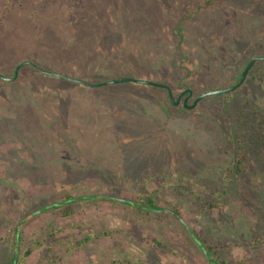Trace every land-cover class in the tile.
Instances as JSON below:
<instances>
[{
	"label": "rangeland",
	"instance_id": "rangeland-1",
	"mask_svg": "<svg viewBox=\"0 0 264 264\" xmlns=\"http://www.w3.org/2000/svg\"><path fill=\"white\" fill-rule=\"evenodd\" d=\"M205 1L0 0V73L230 87L264 55V0ZM167 93L0 77V264H215L208 244L264 264V150L241 172L235 141L264 116V60L192 108ZM141 197L158 210L121 201Z\"/></svg>",
	"mask_w": 264,
	"mask_h": 264
},
{
	"label": "trees",
	"instance_id": "trees-1",
	"mask_svg": "<svg viewBox=\"0 0 264 264\" xmlns=\"http://www.w3.org/2000/svg\"><path fill=\"white\" fill-rule=\"evenodd\" d=\"M213 2H214V0H207L203 4L207 5V4L213 3ZM28 65H31V64H28ZM235 134H236V136H235L236 140L235 141L237 142V146L240 150L237 166L239 167L238 171L242 172V171H244L243 166H245V163L243 162L242 154L246 153L249 150L253 151L255 153H258V152H261L264 150V116L262 117V119L259 120V127H255L252 124H247L245 126V128L239 129V132H237ZM102 197H106V196L103 194H101V195H99V194L91 195L90 194L87 196V198L92 200V201H96L98 199H101ZM69 198H71L70 195L66 196L64 198V203L70 201ZM199 198L202 199L201 196ZM121 201L129 202L131 204L132 203H135V204L140 203L142 206L149 208V210H155L158 208V205L155 203V200L152 197H141L138 201L127 200V199L121 200ZM207 204H209V203H207ZM209 205L210 206H208L207 209L219 206L220 204L217 202H211ZM172 212L175 215H177L178 211L175 207H172ZM91 237L92 236L89 235L87 238H84L80 243H83V241H85L86 239H89ZM203 248L207 254V258L210 261L213 260L215 264H234V263H231L225 259L224 260L220 259L217 256H215V257L212 256L211 254L213 253V248L210 244L206 245V248L203 246ZM28 253H29V251H27L26 254H28ZM238 264H241V263H238Z\"/></svg>",
	"mask_w": 264,
	"mask_h": 264
},
{
	"label": "water",
	"instance_id": "water-1",
	"mask_svg": "<svg viewBox=\"0 0 264 264\" xmlns=\"http://www.w3.org/2000/svg\"><path fill=\"white\" fill-rule=\"evenodd\" d=\"M264 60V55H256L253 56L248 63L245 65V67L243 68V71L241 72V76L239 78V80L232 86L227 87V88H223V89H215V90H209V91H205L199 95H197L195 97V99L193 100V102L191 104L188 103V98L191 96V94L193 93L192 90L190 88L185 89L183 92H181L177 97H175V95L172 92V88L167 85V83H163V82H156V81H152V80H148V79H140V78H135V77H121V78H115V79H108L102 82H98V83H92L89 81H86L84 79H80V78H76L61 72H56V71H51L48 69H45L43 67H41L39 64H37L36 62L32 61V60H22L20 61L14 70V74L12 76H6L4 74L0 73V77L4 78V79H8V80H14L17 78L18 73H19V69L25 65V64H31L33 67H35L36 69H38L39 71L46 73L48 75H55V76H59L77 83H81L84 85H88V86H97L100 84H105V83H114V82H123V81H133V82H137V83H146V84H151L154 86H158V87H164L166 88V90L168 91L169 94V98H170V102L176 103L178 104L182 95L187 91L188 95H186L184 97L183 100V106H188L189 108L194 107L197 102H199V100H201L204 96L207 95H211V94H217V93H223V92H228L231 91L233 89H236L237 87H239L246 79L247 74L250 70V68L253 66V64L255 63L256 60Z\"/></svg>",
	"mask_w": 264,
	"mask_h": 264
},
{
	"label": "flooded vegetation",
	"instance_id": "flooded-vegetation-1",
	"mask_svg": "<svg viewBox=\"0 0 264 264\" xmlns=\"http://www.w3.org/2000/svg\"><path fill=\"white\" fill-rule=\"evenodd\" d=\"M187 88H190L188 85H181L180 86V90L179 91H177V92H174V91H172L173 92V94L175 95V97H177L181 92H183L185 89H187ZM167 95H168V100H170V98H169V94L167 93ZM186 95H188V92L186 91L183 95H182V97H181V99H180V101H179V103L177 104V106H181V105H183V100H184V97L186 96ZM197 95H194V93H192L191 94V96L188 98V102H192L194 99H195V97H196ZM171 101V100H170Z\"/></svg>",
	"mask_w": 264,
	"mask_h": 264
}]
</instances>
